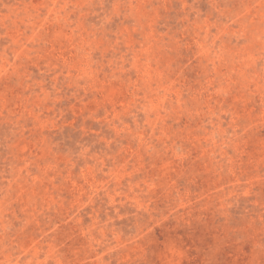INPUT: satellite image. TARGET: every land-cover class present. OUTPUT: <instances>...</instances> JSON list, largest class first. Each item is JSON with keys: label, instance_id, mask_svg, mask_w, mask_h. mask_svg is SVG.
<instances>
[{"label": "rangeland", "instance_id": "1", "mask_svg": "<svg viewBox=\"0 0 264 264\" xmlns=\"http://www.w3.org/2000/svg\"><path fill=\"white\" fill-rule=\"evenodd\" d=\"M0 264H264V0H0Z\"/></svg>", "mask_w": 264, "mask_h": 264}]
</instances>
